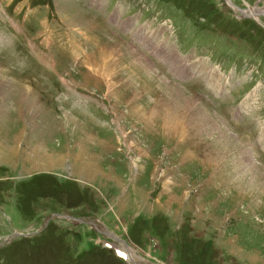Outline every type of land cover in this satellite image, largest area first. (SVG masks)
Wrapping results in <instances>:
<instances>
[{"label":"rangeland","instance_id":"1","mask_svg":"<svg viewBox=\"0 0 264 264\" xmlns=\"http://www.w3.org/2000/svg\"><path fill=\"white\" fill-rule=\"evenodd\" d=\"M0 264H264V0H0Z\"/></svg>","mask_w":264,"mask_h":264},{"label":"bare ground","instance_id":"2","mask_svg":"<svg viewBox=\"0 0 264 264\" xmlns=\"http://www.w3.org/2000/svg\"><path fill=\"white\" fill-rule=\"evenodd\" d=\"M248 16H252V17H254V18H256V19H259V17H256V15H260V14H262V11L260 10V9H255V10H249V12H248ZM263 15V14H262ZM175 58V57H174ZM155 113V112H154ZM153 116V115H152ZM154 116H155V114H154ZM168 117H169V119H168ZM166 116V118H165V125H164V127L162 128V133L163 134H165V135H169V134H171L170 133V131L172 132V131H175L176 129H177V127L176 126H174L175 124L174 123H172L171 122V119H174V118H172V117H170V116ZM178 119V118H177ZM158 130V129H157ZM164 131V132H163ZM160 132V131H159ZM161 133V132H160ZM173 133V132H172ZM6 152H9V150H7ZM6 152H4V153H6ZM5 157H7V156H5ZM135 166L137 167V165H136V163H135ZM35 169H36V167H35ZM137 169H138V167H137ZM131 253V252H130ZM105 254H108L107 252H105ZM119 254V253H118ZM120 254H121V251H120ZM127 254H129L128 252H127ZM132 254H129L128 255V257H129V260H131V258H132V256H131Z\"/></svg>","mask_w":264,"mask_h":264}]
</instances>
